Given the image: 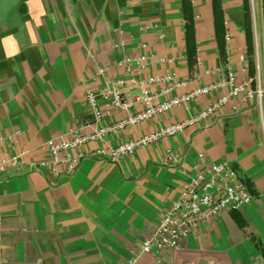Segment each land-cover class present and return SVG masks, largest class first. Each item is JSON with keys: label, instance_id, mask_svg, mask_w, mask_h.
<instances>
[{"label": "crops", "instance_id": "0c3cea01", "mask_svg": "<svg viewBox=\"0 0 264 264\" xmlns=\"http://www.w3.org/2000/svg\"><path fill=\"white\" fill-rule=\"evenodd\" d=\"M217 1L216 8L214 0H0V138L20 132L0 144V155L25 153L0 184L6 264H127L180 199L188 182L180 169L193 172L201 154L208 165L233 166L252 203L200 224L178 250L141 256L137 264H264V110L255 101L232 99L205 122L116 163L86 159L73 176L29 169L48 159L40 145L91 118L88 86L100 93L107 79L128 78L119 66L124 58L174 59L141 72L188 81L171 96L224 82L229 69L264 90V0ZM228 92L109 135L106 143L118 146L182 122ZM124 116L114 113L103 125ZM169 148L181 168L162 165Z\"/></svg>", "mask_w": 264, "mask_h": 264}, {"label": "built area", "instance_id": "2783aa9c", "mask_svg": "<svg viewBox=\"0 0 264 264\" xmlns=\"http://www.w3.org/2000/svg\"><path fill=\"white\" fill-rule=\"evenodd\" d=\"M227 39L230 35L227 34ZM123 46V44H121ZM147 46L143 45L142 49ZM246 60V55L241 56ZM174 61L172 58L160 57L155 54H142L134 58H124L119 62L128 73V78L107 79L105 89L97 93L90 86L87 88V105L91 111V118L78 123L64 136L51 139L40 145L38 149L48 155L47 160L29 166L30 171H43L55 177L62 175L73 176L86 159L103 160L116 163L122 158L133 156L138 150L148 148L183 133L187 128L205 122L215 115L232 99L242 102L255 101L264 110V90L254 88L252 80L245 78L237 80L232 69L227 72L226 80L196 88L180 96H171L174 92L185 88L188 81L181 79L176 73L169 72L162 75L141 77V72L152 64H166ZM219 69L209 70L208 75H214ZM247 73V68H243ZM106 70L100 69L98 74L105 76ZM153 87H158L153 91ZM229 88V92L222 95L212 104L202 109L198 114L188 119L166 126L146 136L130 139L118 146L106 143L109 135L117 134L129 127H135L158 116L164 115L181 106L209 96L214 92ZM133 94L131 96L130 94ZM137 107H141L135 110ZM241 107L236 106L235 111ZM135 110V111H134ZM125 113V116L110 125H103L105 117L114 113ZM20 132L6 139L0 138V144L5 141H16ZM103 144L96 149L85 151L91 144ZM25 153L16 157L8 154L0 155V184L2 178L10 170L23 165ZM180 158L171 148L162 165L169 168H181ZM188 177L183 187L180 199L173 204L160 220L151 236L140 244L139 250L127 264H137L144 255H160L166 250H178L181 244L190 236L200 224L212 221L228 212H236L252 203L253 196L238 171L229 163L208 165L206 157L199 156V164L193 172L180 169ZM3 215L0 207V264H6L2 248ZM220 264V263H214Z\"/></svg>", "mask_w": 264, "mask_h": 264}, {"label": "trees", "instance_id": "16d2710c", "mask_svg": "<svg viewBox=\"0 0 264 264\" xmlns=\"http://www.w3.org/2000/svg\"><path fill=\"white\" fill-rule=\"evenodd\" d=\"M215 1V5H216V8L218 7V1L217 0H214ZM188 15V14H187ZM187 17V25H186V29H187V43H188V50L189 52L191 51V47H192V42L194 40V28H193V24H192V20L191 18L188 16ZM193 60H191L190 58V63L193 65ZM264 253V251H263Z\"/></svg>", "mask_w": 264, "mask_h": 264}]
</instances>
